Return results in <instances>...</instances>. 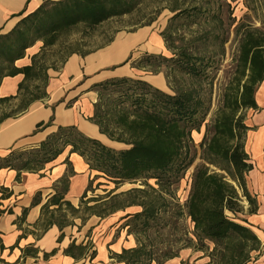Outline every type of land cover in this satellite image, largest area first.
I'll return each instance as SVG.
<instances>
[{"label":"trees","instance_id":"1","mask_svg":"<svg viewBox=\"0 0 264 264\" xmlns=\"http://www.w3.org/2000/svg\"><path fill=\"white\" fill-rule=\"evenodd\" d=\"M145 1L43 0L8 33L0 34V81L4 76L23 75L15 95L0 97V106H9L14 112L3 113L0 122L25 112L32 102L44 100L48 95V70L61 68L42 63L40 52L29 57V64L22 67L14 65L35 41H43L42 48H45L54 43L58 35L75 27L80 35L91 36L96 27L108 20L133 14ZM157 1L159 9L167 8L173 12L171 21L185 16L183 21L187 25L198 24L202 32L209 23L223 27L222 15L225 12L228 13L227 25H234L236 47L232 74L220 94L213 117L205 122L210 110V97L200 92L201 83L213 64L212 59L204 54L201 47L191 50L190 43L170 58L173 70L192 79L191 85L176 89L174 93L130 76L113 77L92 85L91 90L95 91L97 99L88 120L110 141L125 147H111L86 136L74 125L58 126L36 147L13 150L0 157V168L15 169L16 178L21 171L37 173L69 148V154L80 156L88 169L95 172V178L103 177L111 181L115 188L125 181L141 179H154L160 188H166L181 179L193 164L195 156L191 154L194 146L191 132L204 125V135L199 144L200 161L191 173L184 204L186 215L192 223L199 250H205L207 242L213 245L210 255L215 264H248L253 259V252L256 255L260 253L261 241L246 220L238 219L236 215L243 211V200L247 203L249 214L257 209V201L246 187V175L253 165L245 151L248 127L244 120L245 110L257 108L254 96L264 80V0H245L247 13L236 23L230 17V5L224 0ZM154 19L148 17L143 23L138 19L135 24L149 26ZM254 20L259 22L258 26H255ZM169 29L170 25L162 32L163 37L171 36V33L168 35ZM111 41L113 38L105 46ZM94 51H72L63 63L71 54L85 56ZM160 59L166 60L145 54L136 65L131 66L145 70L153 64L158 66L157 60ZM147 70L151 73L158 71ZM52 120L53 115L48 122L38 123L36 130L51 125ZM64 163L68 166L69 156ZM73 174L72 167H67L53 185L55 192L42 210H48L49 205H57L56 209L63 205L76 209L64 199ZM91 181L85 191L91 186ZM115 188L109 189L108 195ZM84 193L81 198L85 197ZM40 200L41 194L36 193L32 205L39 204ZM155 212L151 199L142 211L135 213L134 218L143 219V225H148ZM52 223L62 226L50 221L45 226ZM72 248L75 246H69L66 252H71ZM127 252L123 250L117 259L124 264H130L132 257L134 263L138 261L140 249H131L128 257Z\"/></svg>","mask_w":264,"mask_h":264},{"label":"crops","instance_id":"2","mask_svg":"<svg viewBox=\"0 0 264 264\" xmlns=\"http://www.w3.org/2000/svg\"><path fill=\"white\" fill-rule=\"evenodd\" d=\"M42 2L43 0H0V34L8 33L22 17L34 11ZM151 28V26L139 28L133 33V38H115L109 45L85 56L71 54L59 70L50 69L47 97L32 102L25 112L0 122V157L13 150L36 147L58 126L74 125L86 136L103 143L108 142L105 143L107 145L120 144L110 141L88 120V117L92 116L93 103L97 99V94L91 87L105 79L130 76L143 79L163 90L161 84L165 82L162 77L153 75L160 81V85L156 86L147 79L134 76L135 71L142 69L128 66L130 60L124 63L131 57L133 48L139 43H144L143 52L162 51L163 41L157 34L151 32ZM34 52L30 55L25 53L24 57L14 62V65L22 67L29 64V57ZM140 55L142 57L145 54L139 52L138 56ZM22 78V74L4 76L0 81V97L15 95ZM254 98L257 108L245 110L244 122L248 127L245 151L253 165L246 175V187L250 195L256 199L257 209L253 214L245 212L246 215L241 216L261 241V250L255 264H264V80L259 84ZM52 115L51 125L36 130L38 123L48 122ZM66 152L65 158L69 156L71 160L75 156L77 160L72 163L74 174L70 176L69 189L64 197L73 204V199L85 192L91 176L90 170L80 156L75 153L69 154L68 149ZM57 158L37 173L21 171L19 178H16L15 169L0 168V264H124L117 259V255L126 245L122 240L109 245L108 233L104 236L102 227L98 229L100 231L98 234H102L100 240L91 250L89 249L91 246L87 245L89 244L87 236L83 239L84 235L80 236V232H74L75 235L71 236L69 229L55 223L45 226L42 206L54 194L55 182L66 172L64 161L55 163ZM36 193L41 194V200L39 204L32 205ZM241 203L246 209V201L243 200ZM53 208H57V205L48 206V209ZM103 222L104 219L98 226ZM97 223L98 221L95 224ZM84 228L85 226H81V231ZM71 245L75 248H72L71 252H66ZM185 252L186 256L190 255L189 251L182 250L179 256H172L164 264H180ZM198 253L197 257L203 256L201 252ZM203 258H198L197 261Z\"/></svg>","mask_w":264,"mask_h":264},{"label":"rangeland","instance_id":"3","mask_svg":"<svg viewBox=\"0 0 264 264\" xmlns=\"http://www.w3.org/2000/svg\"><path fill=\"white\" fill-rule=\"evenodd\" d=\"M224 1L230 5V17L235 20V23L247 13L245 0ZM159 8L157 0H146L133 14L125 15L119 19L108 20L96 27L91 36H82L77 33L78 28H71L69 31L58 35L57 40L45 48H42L43 41H35L29 47L30 49L25 50V53L30 55L33 51H35L34 53L40 52L39 59L42 63L59 68L72 51L86 52L97 50L104 47L111 38L113 40L123 37L133 38V33L141 28L139 24H135L136 21L140 19L143 23L146 22L148 17H154V21L149 26L152 27L151 32L161 38L164 48L161 52L152 51L153 49L150 50L152 52H143L144 43H139L133 48V55L132 53L130 54L131 59L128 66L131 64L136 65L138 59H141V55L138 56L139 52L164 57L166 60H157L158 66L153 64L152 66H147L145 70H137L134 72V76L147 79L156 86L160 85L158 78L162 77L165 82V84H161L163 90L168 93H174L176 89L191 85L192 79L178 72V70H173L170 58H174L175 53L181 48L187 47L190 43H192L190 49L193 51L199 50L200 47L203 48L204 54L210 57L213 63L208 68L207 77L202 81L200 88L201 93L210 97V110L205 120V122H208L213 117L220 94L232 74V58L236 47L233 34L234 25H227L229 21L228 13L225 12L222 15L224 20L223 27H219L215 23H209L205 26V31L202 32V28L198 24L187 25L183 21L185 16H180L171 21L173 12L167 8L162 10ZM253 23L255 26L259 25L258 21L254 20ZM169 25L168 35L171 33V36L165 38L162 32ZM191 39H193V42H191ZM147 69L158 71L151 73ZM120 71L123 72V70ZM155 74L159 77H154L153 75ZM3 113L11 114L14 112L9 106H0V117ZM204 131L205 126L202 125L198 131L193 130L191 132L194 145L191 148V154L195 156V160L176 183L166 188H160L154 179H141L134 182L125 181L115 188L111 181L103 177L95 178V172L90 171L89 175L92 181L91 186L84 193L85 197L81 198V195L73 199L72 205L76 209L63 205L59 209L42 210L44 223L46 224L47 221H50L62 224V227L69 229L71 236L75 235L74 232H80V236L84 235L83 239L87 236V242L89 243L87 245L91 246L89 249L100 240L102 234H98L100 232L98 229L102 227L104 236L105 233H108L109 245L113 244L112 242L115 243L118 240H122L124 245H126L122 251L127 250L130 252L131 249H140L141 253L138 261L134 263L133 260L135 259L132 257L129 260L130 264H164L172 256H179L182 250L189 251L190 255L186 256L185 252L182 255L180 264H215V259L210 255L213 247L211 243L207 242L205 250H199L197 247L198 244L191 229L192 223L187 217L184 207L191 173L194 166L200 161L199 144ZM109 145L117 149L125 147L123 144L110 143ZM67 149L69 150V148ZM66 151L57 158L56 164L64 161ZM69 161L68 166L65 163L66 168L72 167V163L77 162L75 156ZM113 188H115L113 193L108 195L107 191ZM151 199L156 212L154 218L148 221V225H143V219H135L134 215L142 211ZM139 203H144L145 205H139ZM247 210L248 207L246 209L243 208V211L236 215L237 218L244 220L241 215H246L245 212L248 213ZM102 219H104L103 224L98 226ZM97 221L98 223L95 224ZM69 225H71L70 228ZM81 226H85L82 231L80 229ZM87 227L90 229H87ZM110 251L112 252V250ZM129 252H127V257L130 254ZM198 252H201L203 256L197 257L199 255ZM256 254L255 252L252 253L253 259L248 264H255V260L258 258ZM201 257L204 258L197 261Z\"/></svg>","mask_w":264,"mask_h":264},{"label":"bare ground","instance_id":"4","mask_svg":"<svg viewBox=\"0 0 264 264\" xmlns=\"http://www.w3.org/2000/svg\"><path fill=\"white\" fill-rule=\"evenodd\" d=\"M66 150H67V148H66ZM66 150H65V151H66Z\"/></svg>","mask_w":264,"mask_h":264}]
</instances>
